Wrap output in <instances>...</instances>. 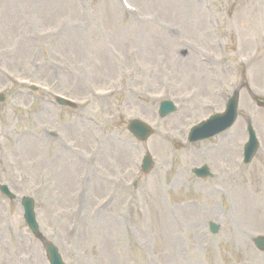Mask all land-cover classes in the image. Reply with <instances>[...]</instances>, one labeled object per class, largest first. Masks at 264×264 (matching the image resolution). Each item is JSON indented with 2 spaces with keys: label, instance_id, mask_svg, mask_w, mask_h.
<instances>
[{
  "label": "rangeland",
  "instance_id": "obj_1",
  "mask_svg": "<svg viewBox=\"0 0 264 264\" xmlns=\"http://www.w3.org/2000/svg\"><path fill=\"white\" fill-rule=\"evenodd\" d=\"M2 89L0 183L34 199L66 264H264V0H0ZM234 91V125L188 143ZM162 99L179 105L166 118ZM247 120L260 145L244 165ZM159 133L177 140L161 151ZM202 164L211 176L191 173ZM43 252L0 193V264H48Z\"/></svg>",
  "mask_w": 264,
  "mask_h": 264
},
{
  "label": "water",
  "instance_id": "obj_2",
  "mask_svg": "<svg viewBox=\"0 0 264 264\" xmlns=\"http://www.w3.org/2000/svg\"><path fill=\"white\" fill-rule=\"evenodd\" d=\"M0 100H2V98H0ZM256 101L258 104L264 105V99H260V98H256ZM236 104H237V98L236 96H233L228 104H227V110L225 112L224 116V125L223 127L228 126L232 120L235 117V113H236ZM170 110V104L166 103L164 105V107H162V109H160V113L161 115H164L165 113H167ZM129 129L133 132V134L140 140H144L146 139V137L149 134V129L147 127H144L143 125H140L136 122H132L129 125ZM211 133H213L212 131L207 132L205 135H210ZM253 135H251L250 137V141L246 144L245 146V151L246 154L248 153H252L253 149H254V140H253ZM146 161L148 162V157L145 158ZM145 161V162H146ZM2 191L5 192L6 194H8L7 190L5 187H1ZM21 204L23 206L24 209V219L27 222L28 226L30 227V229L32 230V232L40 238V235L37 231V225L35 223L34 220V215L32 212V206H33V202L30 198L28 197H24L21 200ZM213 231H216L217 227H213L212 228ZM254 244L256 245V247L260 250H264V238L262 237H256L253 239ZM46 248V252L48 254L49 257V262L50 264H62L56 249L53 248L52 245L50 244H45L44 245Z\"/></svg>",
  "mask_w": 264,
  "mask_h": 264
},
{
  "label": "bare ground",
  "instance_id": "obj_3",
  "mask_svg": "<svg viewBox=\"0 0 264 264\" xmlns=\"http://www.w3.org/2000/svg\"><path fill=\"white\" fill-rule=\"evenodd\" d=\"M159 137H160L161 141L164 143L163 144L162 142H158V147H161V148H159V150H161V151H163V148L162 147L165 145V142L164 141L176 140L175 137L170 136L168 133H165V134L164 133H161ZM199 153H200V151L196 152V154H199Z\"/></svg>",
  "mask_w": 264,
  "mask_h": 264
}]
</instances>
